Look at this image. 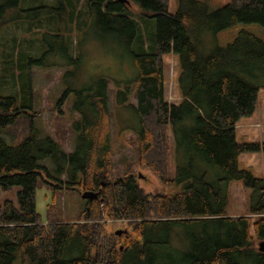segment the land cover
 I'll list each match as a JSON object with an SVG mask.
<instances>
[{
  "label": "trees",
  "instance_id": "trees-1",
  "mask_svg": "<svg viewBox=\"0 0 264 264\" xmlns=\"http://www.w3.org/2000/svg\"><path fill=\"white\" fill-rule=\"evenodd\" d=\"M55 1L51 6L21 8L24 0H0V38L4 26L12 22H41L42 9L55 12L54 30L70 31L74 18L80 16L76 0ZM127 1L84 0L83 25L108 32L130 52L137 71L134 84L117 93L125 102L134 91L137 104L127 102L126 106L131 105L141 121L139 160L170 190L146 194L129 173L102 185L113 174L106 75L94 77L87 88L68 90L78 95L73 107L79 117L72 122V151L63 150L49 134L41 137L30 112L33 85L25 68L35 59L22 63L21 53L16 62L23 72L18 92L0 93V186L5 190L20 186L19 208L12 200L0 205V264H264V177L238 165L241 153L264 151V142L235 139V126L255 113L264 88V40L247 30L226 46L210 47L204 39L207 32L218 33L241 22L264 26V0H232L216 9L202 0H178L174 14L168 12L169 0H131L144 13L157 17L154 50L140 47L138 53L131 50V42L140 33ZM83 25L79 21L77 29L83 30ZM59 43L66 49L64 41ZM171 52L178 56L180 66L177 78L182 99L178 103H169L165 94L162 56ZM1 53L0 41V59ZM4 75L0 60V79ZM21 118L29 120L28 129L19 142L11 144L1 131ZM168 127L175 146L173 177L167 168ZM47 155H53L57 172L67 177L57 187L98 190L99 198L91 202L93 211L83 218L41 222L36 189L41 170L50 172L40 161ZM197 158L219 168L225 180H241L253 190L256 204L249 213L255 219L227 214V193L219 182L206 178L210 166L200 172ZM105 217L130 220L132 232L122 244L107 241L102 231ZM255 239H259L258 246Z\"/></svg>",
  "mask_w": 264,
  "mask_h": 264
},
{
  "label": "rangeland",
  "instance_id": "rangeland-1",
  "mask_svg": "<svg viewBox=\"0 0 264 264\" xmlns=\"http://www.w3.org/2000/svg\"><path fill=\"white\" fill-rule=\"evenodd\" d=\"M178 0H169V14L176 13ZM212 9L227 5L232 0H202ZM55 0H24L21 8L35 7L39 5H54ZM76 8L79 11L75 22L71 25L70 31L63 34L59 30L53 29L52 17L55 12L42 9L39 13L41 22L29 23L26 20H19L7 24L1 33V62L2 71L5 75L1 78L3 85H0V93L14 95L19 90V70L17 59L23 54L22 63H28L27 58L35 59L27 65L26 71L30 72L33 85V112L35 125L41 137L51 135L61 145L62 149L70 152L74 148V132L72 122L77 120L79 113L74 111V104L77 101V89L87 88L98 75H106L109 80L110 109L112 112V177L102 180V185L124 174L136 176L142 191L149 195L157 193H167L170 186L163 184L155 172L148 166L143 165L139 160L138 145L141 131V121L136 110L126 103L137 104L134 91L127 98V101H120L119 89L124 86L134 84L137 74L133 65L132 56L124 46L117 40L96 27L85 29L84 21V0H76ZM128 13L135 20L140 35L134 42H131V50L139 52L140 47H145L147 51H153L156 39L157 17L150 16L152 13H144L138 3L127 1ZM76 9V10H77ZM59 16L56 14L55 22ZM81 21L83 30L77 29L78 22ZM66 30L68 29L65 26ZM247 30L253 32L264 40V26L256 22H241L235 26L220 31L218 33L207 32L204 39L210 47L215 45L226 46L231 43L240 31ZM63 36L56 37L55 34ZM108 35V36H107ZM65 42L66 49L60 45V41ZM116 40V41H115ZM79 58L73 61L71 58ZM163 67L165 73V94L168 101L178 103L182 99L178 88V74L180 71L178 56L174 53H164ZM133 87V86H132ZM72 88L75 91L68 90ZM64 94H67L64 98ZM63 102H60V101ZM247 121L253 123L245 124ZM247 125V126H246ZM29 126L27 118H21L12 126L1 131V136L9 143L15 144L24 135ZM253 126V127H252ZM168 135V156L167 168L170 177L175 176L176 164L174 161V139L170 127L167 128ZM236 138L239 143L244 142H264V88L258 94L255 113L245 117L238 122L236 128ZM183 158V157H182ZM42 159V158H41ZM40 161L46 165L49 173L45 169L41 170L36 189V208L41 215V222L77 221L86 214L93 211L92 203L89 199H83L84 191L93 189H66L57 187L61 180H66L65 175H61L56 170L53 155H47ZM185 160V158H184ZM188 160L185 161V163ZM196 162L201 167L200 172L206 171L210 166V171H206L207 179L219 182L229 198L227 214L229 216L251 215V206L256 204L251 188L245 186L243 181L230 179L225 180V174L216 166L205 164L199 158ZM239 168L249 169L256 177H264V151L243 152L239 156ZM20 186H13L7 190L0 186V205L6 200H12L18 205V191ZM98 191V190H95ZM129 219L109 218L102 220V231L107 235V241L114 240L117 245L122 244L125 237L132 232ZM120 234H118V231ZM254 234V230H252ZM255 246H258L259 239H255Z\"/></svg>",
  "mask_w": 264,
  "mask_h": 264
},
{
  "label": "water",
  "instance_id": "water-1",
  "mask_svg": "<svg viewBox=\"0 0 264 264\" xmlns=\"http://www.w3.org/2000/svg\"><path fill=\"white\" fill-rule=\"evenodd\" d=\"M99 192L98 191H93V190H88V191H84V193L82 194V198L83 199H89L90 202H93L95 199L99 198ZM120 232L122 231H118V234H120Z\"/></svg>",
  "mask_w": 264,
  "mask_h": 264
},
{
  "label": "crops",
  "instance_id": "crops-1",
  "mask_svg": "<svg viewBox=\"0 0 264 264\" xmlns=\"http://www.w3.org/2000/svg\"><path fill=\"white\" fill-rule=\"evenodd\" d=\"M243 118H245V117H243ZM243 118H241V119H243ZM241 119L239 120V121H241ZM253 123V121H251V122H249V121H247L245 124H248V125H251ZM237 125H238V123H237ZM237 125L235 126L236 128H237ZM247 126V125H246ZM253 127V126H252Z\"/></svg>",
  "mask_w": 264,
  "mask_h": 264
}]
</instances>
